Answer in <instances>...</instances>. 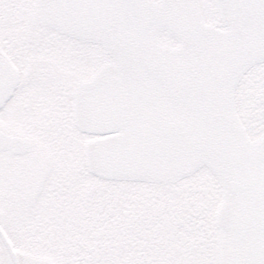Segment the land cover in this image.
<instances>
[{
    "label": "snow or ice",
    "instance_id": "snow-or-ice-1",
    "mask_svg": "<svg viewBox=\"0 0 264 264\" xmlns=\"http://www.w3.org/2000/svg\"><path fill=\"white\" fill-rule=\"evenodd\" d=\"M0 264H264V0H0Z\"/></svg>",
    "mask_w": 264,
    "mask_h": 264
}]
</instances>
